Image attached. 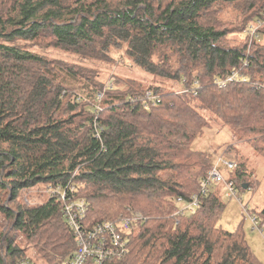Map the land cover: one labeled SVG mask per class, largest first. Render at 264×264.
Here are the masks:
<instances>
[{"label":"trees","instance_id":"1","mask_svg":"<svg viewBox=\"0 0 264 264\" xmlns=\"http://www.w3.org/2000/svg\"><path fill=\"white\" fill-rule=\"evenodd\" d=\"M263 17L264 0H0V264L28 257L19 237L44 264L69 260L62 202L26 207L20 194L70 181L89 205L88 225L128 208L148 218L128 235L129 254L107 264H262L242 225L219 226L224 185L193 213L169 212L216 163L193 143L219 123L235 141L225 153L236 167L224 176L238 195L252 189L242 147L264 159V24L244 33ZM19 41L78 60L34 55ZM133 68L182 88L132 78ZM239 70L247 82L219 86ZM255 215L264 222V208Z\"/></svg>","mask_w":264,"mask_h":264},{"label":"built area","instance_id":"2","mask_svg":"<svg viewBox=\"0 0 264 264\" xmlns=\"http://www.w3.org/2000/svg\"><path fill=\"white\" fill-rule=\"evenodd\" d=\"M264 24V17L257 21L256 26L251 30L252 36H257L258 29ZM247 82L248 77L245 71H236L227 75L217 83L220 87H225L229 83ZM185 82V81H184ZM113 80L108 87L111 88ZM261 86V83H255ZM195 87L197 83H195ZM188 93V89L184 90ZM194 95L197 92H193ZM103 95H99L102 98ZM148 102L154 105L158 104L161 99L153 92L146 95ZM224 166L226 170L232 171L236 164L225 157L218 158L214 166L204 178L198 187L197 192L192 196L190 201L183 198L177 199L176 205L171 209V216L184 215L187 212H195L200 207V200L215 185H224V192L230 199L238 196V190L233 181H228L222 173L220 167ZM80 186L70 181L66 184L45 183L26 190V192H35L36 195H47L49 200L55 199L62 202L61 214L67 223L75 242V250L72 256L64 264H107L115 259H122L129 254L128 235L139 225L147 221V217L139 212L128 208L119 218L113 221L98 222L88 225L86 218L89 211V205L84 198L78 196ZM25 203L31 206L30 202L25 199ZM170 210V211H171ZM247 217L252 222V230L263 234L264 222L257 215L250 214L248 207H244ZM15 264H34L30 258H22Z\"/></svg>","mask_w":264,"mask_h":264},{"label":"rangeland","instance_id":"3","mask_svg":"<svg viewBox=\"0 0 264 264\" xmlns=\"http://www.w3.org/2000/svg\"><path fill=\"white\" fill-rule=\"evenodd\" d=\"M227 13L229 14V17L231 19H235L236 12H234L233 9L225 8L224 12L221 15ZM223 19L225 20V18ZM256 23L257 20H252L249 22L247 30L244 33L245 36L249 35V30H252L256 26ZM230 27L232 28L233 26ZM18 44L21 48L28 50L34 55H39L42 57L47 56L48 58L62 60H78L74 56L58 52L55 49H52L44 44L26 43L23 41H19ZM113 55L115 58H118L119 56V54L117 53H114ZM112 69L115 72L117 70V67ZM120 69L121 71L117 70L118 73L125 74V71H123L121 67ZM129 71V76H131L132 78L140 79L148 84L163 86L167 89L170 88L173 90H179L180 88H182V85L178 82L163 78H156L151 74H148L137 68H133ZM245 73L247 72L245 71ZM201 111L207 115L209 114V112L205 110ZM214 127V130H207L203 134V136L198 138L193 143V149L196 151L208 153L211 156V161L213 163H215L218 158L223 155H225L227 159L235 162L236 155H227L225 153L227 146H230L234 141L233 134L227 128L224 129V126L220 123L218 125H214ZM243 155L245 157V160L248 161L251 168L250 171L252 174L247 182V185L251 186L252 189L245 190L243 193H239L236 198L232 199L227 197L226 192H223L222 200L225 204V210L219 220V226L228 232L235 233L242 225L247 237L246 240L253 254L259 259L262 264H264V232L262 234L258 231L252 230V222L250 220V217H247V214L244 211V207H248L250 214L254 215L256 213H259L264 208V159L249 146L242 147V156ZM220 169L224 175L228 174V171L224 166H221ZM171 174L172 171L166 172V175ZM20 199L21 203L24 206L28 207V205L25 203V199L28 200L30 204H32L31 206H38L46 203L49 198L47 195H36L35 192H26V190H22ZM170 213H172V210L169 212V215ZM18 241L20 242V246L22 247V249L26 252L28 258H30L34 264H44L33 247L25 239L19 237Z\"/></svg>","mask_w":264,"mask_h":264},{"label":"water","instance_id":"4","mask_svg":"<svg viewBox=\"0 0 264 264\" xmlns=\"http://www.w3.org/2000/svg\"><path fill=\"white\" fill-rule=\"evenodd\" d=\"M244 189H247V186H244Z\"/></svg>","mask_w":264,"mask_h":264},{"label":"crops","instance_id":"5","mask_svg":"<svg viewBox=\"0 0 264 264\" xmlns=\"http://www.w3.org/2000/svg\"><path fill=\"white\" fill-rule=\"evenodd\" d=\"M214 132V131H213Z\"/></svg>","mask_w":264,"mask_h":264}]
</instances>
